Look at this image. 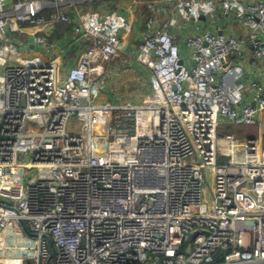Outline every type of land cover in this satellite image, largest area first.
<instances>
[{"label":"built area","instance_id":"1","mask_svg":"<svg viewBox=\"0 0 264 264\" xmlns=\"http://www.w3.org/2000/svg\"><path fill=\"white\" fill-rule=\"evenodd\" d=\"M83 2L0 0V247L21 253L0 264H264V132L220 135L258 123L263 84L247 103L246 41L200 23L232 16L264 80V0H176L193 32L149 31L137 104L97 102L124 18Z\"/></svg>","mask_w":264,"mask_h":264},{"label":"crops","instance_id":"2","mask_svg":"<svg viewBox=\"0 0 264 264\" xmlns=\"http://www.w3.org/2000/svg\"><path fill=\"white\" fill-rule=\"evenodd\" d=\"M241 1L249 3L254 0ZM91 2L92 5L84 10L96 11L102 16L115 11L124 18V27L120 31V56L106 67L107 84L101 91L97 102L100 104L108 102L112 104H137L150 91V72L136 61V56L146 35L149 34L150 30L164 26L166 28V24L169 25V21L173 20L175 24L170 26L167 32L177 38L180 48L185 52L183 43L192 34L194 25L186 23L175 14L173 6L176 0H92ZM157 9L161 10V13H158ZM200 23L204 27H207L208 24L221 33H229L246 41L241 59L245 70V94L248 95L246 102L255 106V103L251 101L253 99L249 95V91H251V85L258 83L263 84L262 99L264 101V80H262L256 64L250 60L252 48L248 43L247 32L236 23L232 16L224 15L221 11L214 14L212 20L200 19ZM46 34L65 53H68L65 49L74 43L70 36V26H58V28L48 30ZM75 56L76 54L73 53L67 55L65 69L74 65ZM130 91L137 93L130 95ZM132 96L134 97L131 98ZM256 124L253 126L258 127L257 133L260 130L264 132V110L260 113L259 121Z\"/></svg>","mask_w":264,"mask_h":264},{"label":"rangeland","instance_id":"3","mask_svg":"<svg viewBox=\"0 0 264 264\" xmlns=\"http://www.w3.org/2000/svg\"><path fill=\"white\" fill-rule=\"evenodd\" d=\"M88 1H90V0H88ZM157 11H159V9H157ZM124 92H127V91H124ZM136 93H137L136 91H130L129 94L130 95H135ZM148 93H149V91H148ZM133 97L134 96H132L131 98H133ZM257 130H258V127L257 126L256 127L250 126V127H242V128H231L229 130H227L226 127L223 126V127H221L220 134L221 135H227V134H229V135H231L233 137L242 139L243 136H248V137L255 136L257 134ZM9 248H13V247H9ZM1 261L2 260H0V262Z\"/></svg>","mask_w":264,"mask_h":264},{"label":"bare ground","instance_id":"4","mask_svg":"<svg viewBox=\"0 0 264 264\" xmlns=\"http://www.w3.org/2000/svg\"><path fill=\"white\" fill-rule=\"evenodd\" d=\"M4 238L1 237L0 238V243ZM17 259V260H15ZM0 260H2L1 262H10L12 263L10 260L14 261V263H17L21 260V253L18 252L16 258L14 257V249H9V250H5L3 247H0Z\"/></svg>","mask_w":264,"mask_h":264},{"label":"trees","instance_id":"5","mask_svg":"<svg viewBox=\"0 0 264 264\" xmlns=\"http://www.w3.org/2000/svg\"><path fill=\"white\" fill-rule=\"evenodd\" d=\"M90 5H92V3L91 2H84V3H81V4H78L77 6H78V8L79 9H85L86 7H88V6H90ZM231 128H235V127H232V126H226V129L227 130H229V129H231ZM221 135V134H220ZM225 253H221L220 255H215L214 256V258H215V260H216V262H222V260L220 259L223 255H224Z\"/></svg>","mask_w":264,"mask_h":264},{"label":"water","instance_id":"6","mask_svg":"<svg viewBox=\"0 0 264 264\" xmlns=\"http://www.w3.org/2000/svg\"><path fill=\"white\" fill-rule=\"evenodd\" d=\"M219 34H221V32H219ZM196 236H197L196 234L192 235V236L189 238V241H192Z\"/></svg>","mask_w":264,"mask_h":264},{"label":"clouds","instance_id":"7","mask_svg":"<svg viewBox=\"0 0 264 264\" xmlns=\"http://www.w3.org/2000/svg\"><path fill=\"white\" fill-rule=\"evenodd\" d=\"M85 2H88V1L85 0ZM83 3H84V2H83ZM244 137H248V136H243V138H244Z\"/></svg>","mask_w":264,"mask_h":264}]
</instances>
